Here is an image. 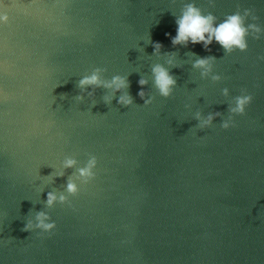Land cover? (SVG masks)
Masks as SVG:
<instances>
[{"label":"clouds","instance_id":"obj_1","mask_svg":"<svg viewBox=\"0 0 264 264\" xmlns=\"http://www.w3.org/2000/svg\"><path fill=\"white\" fill-rule=\"evenodd\" d=\"M7 6L0 0V28L10 25L11 17L6 11ZM249 19L253 22L249 23ZM259 17L255 15L252 8H238L233 14H228L222 21L212 12L207 14L197 6L196 0H185L179 15H176L177 25L176 35L171 37L173 46L182 45L187 47L189 44H202L205 50L210 51V45L218 43L226 52H247L249 49V37L255 40L264 38V26L259 23ZM171 36V34H168ZM151 43V41H150ZM154 55L168 57L165 64H155L152 67L155 87L159 95L164 98L172 97L177 88V78L171 72V68L182 67L176 59L177 53H162L163 45L159 42L154 43ZM191 55H195L191 53ZM264 61V56L258 58ZM217 58L215 56L197 57L192 66L200 70L201 78H210L213 82H219L223 77L216 73L215 66ZM107 69L96 67L87 74L83 75L78 81L81 94L75 100L84 102L85 94L88 97L95 96V90L99 88L111 90V95L104 97L106 104H111L116 99V93H121L117 103L121 106H132L134 99L127 91L130 88V81L126 75H113L110 79L105 76ZM141 86L139 96L144 99L145 105H151L153 98L143 89L148 85L146 78L138 81ZM91 89V91H89ZM224 97H231L228 107V115L224 116L221 112L208 113L206 116L202 112H197L195 119L198 124L193 127L197 132L212 128L217 117H222L220 127L223 130H230L237 126V117L246 116L249 107L254 103L255 97L248 89H241L240 94L232 97L228 87L222 89ZM96 103L93 101V107ZM99 165L98 157L92 153L88 154L86 163L81 165V161L75 156L68 155L61 162L60 169L51 173L48 177L52 182L56 177H63L67 169H74V173L69 177L66 188L63 191H49L47 199L44 201L45 209H53L57 204L74 207L70 197L78 196L81 191V184L87 185L97 179V168ZM58 225L52 215L47 210L34 212L27 219L23 230L26 232H36L41 238L50 237L57 229Z\"/></svg>","mask_w":264,"mask_h":264}]
</instances>
